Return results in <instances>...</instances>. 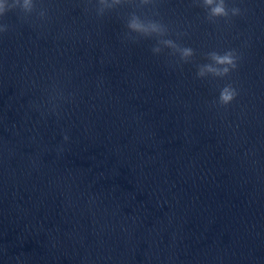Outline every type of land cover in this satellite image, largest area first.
<instances>
[{
    "label": "clouds",
    "instance_id": "clouds-1",
    "mask_svg": "<svg viewBox=\"0 0 264 264\" xmlns=\"http://www.w3.org/2000/svg\"><path fill=\"white\" fill-rule=\"evenodd\" d=\"M133 0H85V12H93L97 18H103L107 13L113 11L118 6L126 3H132ZM141 3L147 4L149 0H141ZM202 6L206 9L207 19L211 22L223 18L225 22L231 21L233 17L240 16L243 11L238 6H229L228 0H201ZM9 12H17L18 18L22 21H45L49 17V9L45 5V0H0V37H3L12 30V26L5 21ZM128 32L125 34L127 39L133 41L139 38H157V44L151 49L153 54H160L163 48L171 49L172 55L179 54L180 60L184 63L195 55L191 47H182L172 39H165L168 35V27L160 21L145 18L132 14L126 22ZM135 33L136 36L131 34ZM163 46V47H161ZM241 54L236 49H227L224 51H209L206 53L207 63L197 66L196 76L202 80H227L239 67ZM239 96L238 88L230 80L219 89V95L210 102V106L227 108ZM52 96L50 101L55 100ZM64 140L69 137L65 135ZM19 260V258H17Z\"/></svg>",
    "mask_w": 264,
    "mask_h": 264
}]
</instances>
